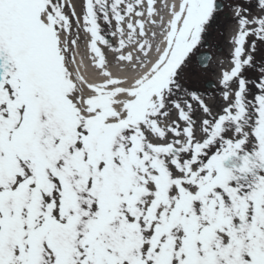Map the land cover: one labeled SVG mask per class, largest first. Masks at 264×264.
Segmentation results:
<instances>
[{"label": "snow or ice", "instance_id": "snow-or-ice-1", "mask_svg": "<svg viewBox=\"0 0 264 264\" xmlns=\"http://www.w3.org/2000/svg\"><path fill=\"white\" fill-rule=\"evenodd\" d=\"M0 264H264V0H0Z\"/></svg>", "mask_w": 264, "mask_h": 264}, {"label": "bare ground", "instance_id": "bare-ground-1", "mask_svg": "<svg viewBox=\"0 0 264 264\" xmlns=\"http://www.w3.org/2000/svg\"><path fill=\"white\" fill-rule=\"evenodd\" d=\"M160 2L163 3V0H160ZM169 2H170V0H169ZM111 40H113V42L115 43V38L111 37ZM226 50H227V47H226ZM77 59L79 60V56L77 57ZM85 63H88L87 58H85ZM89 72H91V69L90 68H89Z\"/></svg>", "mask_w": 264, "mask_h": 264}, {"label": "rangeland", "instance_id": "rangeland-1", "mask_svg": "<svg viewBox=\"0 0 264 264\" xmlns=\"http://www.w3.org/2000/svg\"><path fill=\"white\" fill-rule=\"evenodd\" d=\"M230 27H231V25L229 26L228 31L230 30ZM221 43H223V42L221 41ZM224 47H225V50H226L227 45H224ZM81 51H82V48H81ZM213 79H214V78H213Z\"/></svg>", "mask_w": 264, "mask_h": 264}]
</instances>
